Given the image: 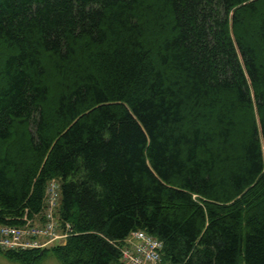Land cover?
Segmentation results:
<instances>
[{
    "label": "trees",
    "instance_id": "trees-1",
    "mask_svg": "<svg viewBox=\"0 0 264 264\" xmlns=\"http://www.w3.org/2000/svg\"><path fill=\"white\" fill-rule=\"evenodd\" d=\"M61 182L30 264H264V0H0V223Z\"/></svg>",
    "mask_w": 264,
    "mask_h": 264
},
{
    "label": "built area",
    "instance_id": "built-area-1",
    "mask_svg": "<svg viewBox=\"0 0 264 264\" xmlns=\"http://www.w3.org/2000/svg\"><path fill=\"white\" fill-rule=\"evenodd\" d=\"M61 185L52 179L47 187L45 207L33 217L25 215L21 223H0V248H44L59 238H65L71 226L57 215ZM63 231L60 232L59 230ZM122 264H165L162 256L163 242L145 230L139 229L128 235L120 245Z\"/></svg>",
    "mask_w": 264,
    "mask_h": 264
},
{
    "label": "rangeland",
    "instance_id": "rangeland-1",
    "mask_svg": "<svg viewBox=\"0 0 264 264\" xmlns=\"http://www.w3.org/2000/svg\"><path fill=\"white\" fill-rule=\"evenodd\" d=\"M59 231L62 232L63 230L60 229ZM65 241H66V238H59V239L53 241L49 245V247H52V246H55L58 244H63V243H65ZM45 259H46L45 264H61L60 261L52 254L47 255ZM0 264H19V263L16 261L10 260V259L6 258L4 255L0 254Z\"/></svg>",
    "mask_w": 264,
    "mask_h": 264
},
{
    "label": "flooded vegetation",
    "instance_id": "flooded-vegetation-1",
    "mask_svg": "<svg viewBox=\"0 0 264 264\" xmlns=\"http://www.w3.org/2000/svg\"><path fill=\"white\" fill-rule=\"evenodd\" d=\"M46 257H41V258H36V259H32V262L30 264H45V259ZM17 262V261H16ZM19 264H22L20 262H18Z\"/></svg>",
    "mask_w": 264,
    "mask_h": 264
}]
</instances>
